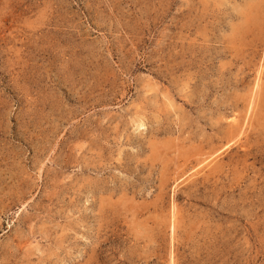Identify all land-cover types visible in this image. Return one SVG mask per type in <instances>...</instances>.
<instances>
[{
	"label": "rangeland",
	"instance_id": "obj_1",
	"mask_svg": "<svg viewBox=\"0 0 264 264\" xmlns=\"http://www.w3.org/2000/svg\"><path fill=\"white\" fill-rule=\"evenodd\" d=\"M0 264H264V0H0Z\"/></svg>",
	"mask_w": 264,
	"mask_h": 264
}]
</instances>
